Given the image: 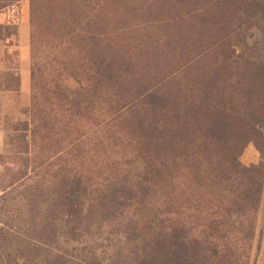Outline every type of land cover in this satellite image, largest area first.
Returning <instances> with one entry per match:
<instances>
[{"label":"trees","instance_id":"trees-1","mask_svg":"<svg viewBox=\"0 0 264 264\" xmlns=\"http://www.w3.org/2000/svg\"><path fill=\"white\" fill-rule=\"evenodd\" d=\"M28 1L31 119L0 148V264H251L264 0Z\"/></svg>","mask_w":264,"mask_h":264},{"label":"rangeland","instance_id":"rangeland-1","mask_svg":"<svg viewBox=\"0 0 264 264\" xmlns=\"http://www.w3.org/2000/svg\"><path fill=\"white\" fill-rule=\"evenodd\" d=\"M28 6L25 13H23L22 8L16 9L12 6L0 13L7 14L9 11L14 12L9 22H5V17L1 15L0 25L12 24L18 28V36L15 37L10 35V39L0 40V83L3 81L2 76H5L7 72L18 74L21 82L19 93L0 92V148H2L4 144L6 129L9 124L18 121H29L31 119L32 60L31 10L29 1ZM24 26H26V28H23ZM7 34L8 33H5L4 36L7 37ZM257 36L264 48V28L260 32H257ZM65 83L72 90L79 87L77 82L72 79L66 80ZM254 156L255 155L248 153L245 155L242 162L244 164H250L254 161ZM1 171L2 168L0 167V172ZM251 264H264V197L257 238L252 251Z\"/></svg>","mask_w":264,"mask_h":264},{"label":"crops","instance_id":"crops-1","mask_svg":"<svg viewBox=\"0 0 264 264\" xmlns=\"http://www.w3.org/2000/svg\"><path fill=\"white\" fill-rule=\"evenodd\" d=\"M12 7H15L16 9L18 8H22V11H23V13H25V11H27V9H28V0H25V1H23V2H21L20 4H17V5H14V6H12ZM14 8V9H15ZM8 9V8H7ZM14 9H13V11H14ZM3 12V11H2ZM1 13V12H0ZM13 13L14 12H10L9 11V13H7V14H0V16L2 15V16H4L5 17V22H9V21H11V18H12V15H13ZM23 28H26V26H24ZM21 30V29H20Z\"/></svg>","mask_w":264,"mask_h":264}]
</instances>
